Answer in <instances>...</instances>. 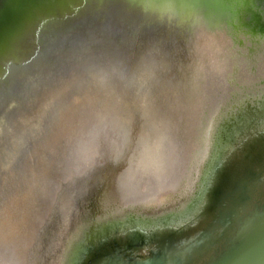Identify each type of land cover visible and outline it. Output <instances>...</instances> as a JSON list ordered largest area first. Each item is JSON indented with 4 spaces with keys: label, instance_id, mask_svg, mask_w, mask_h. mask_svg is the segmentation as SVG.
<instances>
[{
    "label": "water",
    "instance_id": "95a60500",
    "mask_svg": "<svg viewBox=\"0 0 264 264\" xmlns=\"http://www.w3.org/2000/svg\"><path fill=\"white\" fill-rule=\"evenodd\" d=\"M0 264H264V0H0Z\"/></svg>",
    "mask_w": 264,
    "mask_h": 264
},
{
    "label": "bare ground",
    "instance_id": "6f19581e",
    "mask_svg": "<svg viewBox=\"0 0 264 264\" xmlns=\"http://www.w3.org/2000/svg\"><path fill=\"white\" fill-rule=\"evenodd\" d=\"M101 148L107 149L108 152H114V150L116 149L115 147H113L112 145L107 144L106 146H102L100 147L99 150H101ZM89 151V153L91 155H95L97 154V148L96 147H90L87 149ZM84 151V150H83ZM90 159H95L94 157H91ZM81 162H84L86 160V158H84L83 156L80 158ZM92 162V160H90ZM143 178V168L142 167H138V169H136L135 171H133L131 173V175L128 178V181L125 183L124 185V191L127 192L128 195H134L136 197L135 200L138 201H149L152 200L154 198H157L160 193L168 190L171 186H173L172 184H161L162 182L155 180V184L150 185L149 183L147 184L146 188L143 189V193H139V195H137L136 193V189L138 188L137 183H139V180H142ZM134 182V183H133ZM151 190H148V189Z\"/></svg>",
    "mask_w": 264,
    "mask_h": 264
},
{
    "label": "flooded vegetation",
    "instance_id": "af4514ba",
    "mask_svg": "<svg viewBox=\"0 0 264 264\" xmlns=\"http://www.w3.org/2000/svg\"><path fill=\"white\" fill-rule=\"evenodd\" d=\"M154 174L153 173H149V175L148 174L144 175L142 180H139V183H137L138 188L136 189L137 195H139V193H143V189L146 188L148 183L149 184L151 183L150 185H153V184H155L154 183L155 180L160 181V178L158 177V175H154ZM161 184H164V183L162 182ZM148 190H151V189L149 188ZM134 197H136V196H134Z\"/></svg>",
    "mask_w": 264,
    "mask_h": 264
}]
</instances>
